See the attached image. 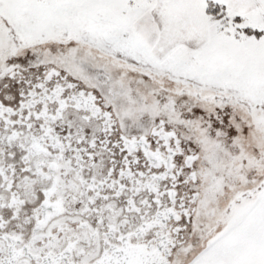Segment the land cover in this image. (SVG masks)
I'll list each match as a JSON object with an SVG mask.
<instances>
[{
	"label": "snow or ice",
	"instance_id": "1",
	"mask_svg": "<svg viewBox=\"0 0 264 264\" xmlns=\"http://www.w3.org/2000/svg\"><path fill=\"white\" fill-rule=\"evenodd\" d=\"M0 264H264V0H0Z\"/></svg>",
	"mask_w": 264,
	"mask_h": 264
}]
</instances>
